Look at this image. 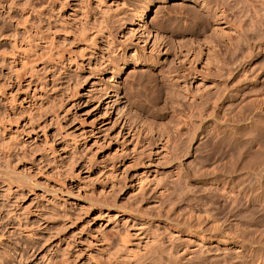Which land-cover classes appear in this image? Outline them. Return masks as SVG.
I'll return each instance as SVG.
<instances>
[{
    "label": "rangeland",
    "instance_id": "rangeland-1",
    "mask_svg": "<svg viewBox=\"0 0 264 264\" xmlns=\"http://www.w3.org/2000/svg\"><path fill=\"white\" fill-rule=\"evenodd\" d=\"M0 11L1 53L30 43L46 56L0 65V264L261 263L249 249L264 255V202L232 203L229 185L264 178L224 171L233 149L264 145V0H1ZM248 116L260 126L221 141L222 124Z\"/></svg>",
    "mask_w": 264,
    "mask_h": 264
},
{
    "label": "bare ground",
    "instance_id": "bare-ground-1",
    "mask_svg": "<svg viewBox=\"0 0 264 264\" xmlns=\"http://www.w3.org/2000/svg\"><path fill=\"white\" fill-rule=\"evenodd\" d=\"M1 1V0H0ZM34 1V0H33ZM64 1V0H63ZM60 2H62V1H60ZM2 3V2H1ZM3 4V3H2ZM61 4V3H60ZM63 4V3H62ZM28 5V4H27ZM64 5V4H63ZM2 7V6H1ZM4 7V6H3ZM29 7V6H28ZM22 8V7H21ZM13 9V8H12ZM62 9V8H61ZM3 10H5V8L3 9ZM7 10V9H6ZM142 10V9H141ZM141 10H139V9H137L135 12H134V14L142 21V19L145 17V15H146V12L144 11L145 9H143L142 11ZM23 11V10H22ZM7 12V11H6ZM8 13V12H7ZM6 13V14H7ZM36 13V12H35ZM3 14H5V13H3ZM3 14H2V12L0 11V18H1V16H2V18H3ZM5 14V15H6ZM13 14V13H12ZM10 15V14H9ZM9 15H8V17H9ZM27 15V14H26ZM25 15V16H26ZM32 15H33V13H32ZM7 17V16H6ZM7 17V18H8ZM12 17V16H11ZM10 17V18H11ZM30 17H32V16H30ZM52 17V16H51ZM2 18H1V20H2ZM17 18V17H16ZM4 19L5 18H3V21L2 22H4ZM0 20V21H1ZM11 22V21H10ZM19 22V21H18ZM145 22V20L143 21V23ZM17 24V23H16ZM145 24V23H144ZM143 24V25H144ZM23 25H25V24H23ZM51 25V24H50ZM53 25V24H52ZM142 25V26H143ZM1 26H2V23H1ZM0 26V42L2 41V37L4 36V31L2 32V27ZM3 26H4V23H3ZM54 26V25H53ZM14 27V26H13ZM4 30H6V28L4 27L3 28ZM7 31V30H6ZM5 31V32H6ZM14 31V30H13ZM10 32V31H9ZM149 32V34L151 33L150 31H148ZM15 33V35H17L16 34V32H14ZM22 33V32H21ZM6 34V33H5ZM10 34V33H9ZM34 34V33H33ZM37 34V33H36ZM111 34V33H110ZM148 34V35H149ZM10 35H12V34H10ZM14 35V36H15ZM96 35V34H95ZM95 35L94 36H92L93 38L95 37ZM9 36V35H8ZM18 36H19V34H18ZM21 36V35H20ZM150 36V35H149ZM148 36V37H149ZM158 36V35H157ZM11 37V36H10ZM8 38V37H7ZM10 39V38H9ZM19 39V38H18ZM28 39V38H27ZM56 39V38H55ZM96 39V38H95ZM16 40V39H15ZM29 40V39H28ZM27 40V41H28ZM9 41V40H8ZM20 41V40H19ZM22 41H23V38H22ZM112 41V40H111ZM11 42V41H10ZM13 42H14V40H13ZM26 43V41H23V43ZM29 42V41H28ZM31 42V41H30ZM32 42H34V41H32ZM38 43V42H37ZM46 43H48V42H46ZM107 43H109L110 44V41H107ZM12 44V43H11ZM17 45L19 44V43H16ZM16 44H14L13 43V47H15L14 45H16ZM29 44V46H28V48H27V45H25L26 47V49H29V50H31V45H30V43H28ZM96 44V43H95ZM33 45V44H32ZM38 45H39V43H38ZM34 46V45H33ZM18 47V46H17ZM19 47H20V44H19ZM24 47V46H23ZM22 46L20 47V49H22L23 48ZM49 47V46H48ZM25 48H23V49H25ZM61 48V47H60ZM15 49H19V48H15ZM22 49V50H23ZM24 50V51H22V52H20L21 50H19V54H18V56L17 57H15V55L13 54L14 52L12 51V53H8V54H13L12 56H11V62L12 63H16V65H20V67L19 68H26V66H29L28 64H29V60H30V62H31V60H34V61H36L35 60V58L37 59V58H39V57H42V55L44 56V54L42 53V52H35V54H34V52H33V54H31V53H29V50ZM33 49V48H32ZM35 49V48H34ZM46 49V48H45ZM61 49H63V48H61ZM6 48H5V51L4 50H2V51H4V52H2L1 53V51H0V65H1V63H7V59L9 58H7L6 57V55H8L7 54V52H6ZM11 50H13V48H11ZM60 50V49H59ZM117 50V49H116ZM32 51H35V50H32ZM45 52V51H44ZM61 52V51H60ZM48 53H50V52H48ZM6 54V55H5ZM91 54V53H90ZM132 54V53H131ZM17 55V54H16ZM40 55V56H39ZM59 55H61L62 56V53H60ZM135 55V54H134ZM93 56V55H92ZM128 56V55H127ZM133 56V55H132ZM45 58H46V56H44ZM135 57H137V56H135ZM31 58V59H30ZM49 58V57H48ZM131 58H134V57H131ZM60 59V58H59ZM73 59V58H72ZM50 60V59H49ZM69 60V59H68ZM71 60V59H70ZM131 60V59H130ZM134 60V59H133ZM37 61H38V59H37ZM42 61H44L43 60V58H42ZM46 61H48V60H46ZM89 61H90V59H89ZM88 61V62H89ZM114 61V60H113ZM126 61V60H125ZM128 61V60H127ZM10 61L8 62V63H10V64H8V65H11L12 63H11ZM33 62V61H32ZM45 62V61H44ZM36 63V62H35ZM46 64V63H45ZM119 64V63H118ZM5 66L7 65V64H4ZM13 65V64H12ZM15 65V66H16ZM125 65H127V64H125ZM30 66H35V64H33V65H30ZM115 66H116V64H115ZM120 66H122L121 65V63H120ZM8 68L10 67V66H7ZM13 67V66H12ZM44 67V66H43ZM43 67H41L42 69H46L47 71L49 70V69H51V67H48L47 68V66H45L44 68ZM56 67V66H55ZM118 67V66H117ZM3 68V67H2ZM16 68V67H15ZM19 68H17V71H16V69H15V71H16V73L18 72V70H19ZM53 68V67H52ZM14 69V68H13ZM12 70V69H11ZM26 70V69H25ZM31 70V69H30ZM37 70V69H36ZM23 71V70H22ZM113 71V70H112ZM132 71V70H131ZM130 71V72H131ZM133 71H135L134 69H133ZM132 71V72H133ZM12 72V71H11ZM45 72V71H44ZM114 72V71H113ZM138 72H139V75H137L135 72V74L139 77H141L142 76V73H140V71L138 70ZM13 73H14V70H13ZM19 73V72H18ZM35 73V72H34ZM11 74V73H10ZM15 74V73H14ZM14 74H13V76H14ZM22 74V73H21ZM113 74V73H112ZM130 74V73H129ZM2 75V74H1ZM17 75V79H19V76H20V73L19 74H16ZM15 75V76H16ZM33 75V74H32ZM135 75V76H136ZM12 76V75H11ZM12 76V77H13ZM11 78V77H10ZM132 78H135V77H132ZM21 79V78H20ZM136 79V78H135ZM15 80H16V78H15ZM137 80V79H136ZM138 80H140V78L138 79ZM138 80H137V83H139L138 82ZM10 81H11V79H10ZM13 81V80H12ZM134 81V80H133ZM131 82H132V79H131ZM136 83V84H137ZM201 83V82H200ZM199 83V84H200ZM132 84V83H131ZM135 84V83H134ZM10 85V84H9ZM18 85V84H17ZM134 86V85H133ZM136 86V85H135ZM29 87V86H28ZM5 88V87H4ZM16 89V88H15ZM198 90V89H197ZM4 91V90H3ZM117 91L118 90H114V92H116V95H117ZM1 92V91H0ZM11 94V93H10ZM16 96V95H15ZM7 98V97H6ZM13 98V97H12ZM12 100V99H11ZM2 102V101H1ZM11 102V101H10ZM13 103V102H12ZM14 104V103H13ZM4 105V104H3ZM2 108V107H1ZM257 110H259V109H257ZM262 112H263V109L261 110ZM260 111V112H261ZM256 112V111H255ZM259 111H258V114L256 115L257 117L258 116H260L259 115V113H260ZM264 114V113H263ZM262 114V115H263ZM1 115V114H0ZM250 116H251V114H249ZM261 115V116H262ZM16 116V115H15ZM256 116H254V117H249L248 116V118H246V120L247 121H240V119L236 122V123H233V124H229V125H226V126H224V124H222L221 125V134H220V136H221V141H225V143L228 141L229 143H231V144H233L234 145V142L236 143V141L237 140H239L240 139V137H243L244 135H247V134H249V133H251V132H249V130H250V128H248V129H246L247 127H246V125H249V124H258L259 126H260V124H261V121H262V117H259V119L256 117ZM256 117V118H255ZM13 118V117H12ZM17 118V117H16ZM15 118V119H16ZM10 119V118H9ZM242 119H244V118H242ZM261 119V120H260ZM264 119V118H263ZM0 120H2V119H0ZM13 120V119H12ZM245 120V119H244ZM16 121H18V120H16ZM263 122H264V120H263ZM17 123V122H16ZM242 123H244V125H241ZM5 126V125H4ZM261 126H263V125H261ZM3 127V126H2ZM228 127H230V128H228ZM254 127H255V125H254ZM258 128V127H257ZM256 128V129H257ZM252 129V128H251ZM255 129V130H256ZM253 130H254V128H253ZM253 130H251V131H253ZM254 130V131H255ZM258 130V129H257ZM259 130H261L260 131V133L258 132V134L259 135H261V134H263V136H264V129H260L259 128ZM2 131V130H1ZM24 131H25V129H24ZM29 131V130H28ZM248 131V132H247ZM29 133V132H28ZM253 133V132H252ZM253 134H255V133H253ZM252 136V135H251ZM254 136V138H255V140H257L256 138L257 137H255V135H253ZM262 136V135H261ZM9 137V136H8ZM259 137V136H258ZM259 138H262V137H259ZM14 139V138H13ZM4 140V139H3ZM15 140H17V139H15ZM262 140H264V138L263 139H259V141L261 142ZM5 141V140H4ZM253 141V145H254V140H252ZM7 142V141H6ZM22 142V141H21ZM26 142V141H25ZM228 142H227V144H228ZM238 142V141H237ZM257 142H258V140H257ZM263 142V141H262ZM13 143V142H12ZM22 143H24V142H22ZM223 143V142H222ZM259 143V142H258ZM257 143V144H258ZM1 144V143H0ZM6 144H8V143H6ZM24 144H26V143H24ZM23 144V145H24ZM224 144V143H223ZM231 144H229L230 146H231ZM250 144V143H249ZM11 145V144H10ZM251 145V144H250ZM250 145H249V147H250ZM262 145H263V143H262ZM229 146V147H230ZM236 146V145H235ZM235 146H232V147H234V148H236ZM258 146H261V144L259 143V145ZM257 145L255 146L256 147V149L258 150L259 148V150L257 151V150H253V148L255 149V147H250V149H249V151H248V149H247V147H248V145L245 147V149H247V151L245 152V149L243 150V148H242V146H241V148L242 149H240L239 151L238 150H235V149H233V151L232 152H237V153H235L234 152V162L232 163L231 162V164L230 165H228V167H225L226 168V170L224 171V169L222 170V171H224L225 172V174L226 173H231V175H232V172H237V171H243V172H241V173H244V174H248L247 176H251L250 178H249V180H252L251 178L253 177V178H258V179H260V181L264 178V145L263 146H261V147H258ZM3 147V146H2ZM228 147V146H227ZM238 147V146H237ZM258 147V148H257ZM4 148V147H3ZM238 148H240V147H238ZM262 149V150H261ZM230 150V149H229ZM232 150V149H231ZM253 150V151H252ZM6 151V150H5ZM10 151V150H9ZM237 154V155H236ZM16 155V154H15ZM13 156V155H12ZM7 158V157H6ZM5 158V159H6ZM11 159V158H10ZM227 166V165H226ZM4 167V166H3ZM3 169V168H2ZM220 170V171H221ZM2 171V170H1ZM0 171V172H1ZM2 173V172H1ZM4 173V172H3ZM220 173V172H219ZM229 173H228V176H229ZM240 173V174H241ZM7 174H9V172L7 173ZM239 174V173H238ZM14 175V174H13ZM224 175V174H223ZM243 175V174H242ZM242 175L240 176V178L242 177ZM246 175H244L243 177H242V180H244L243 178L244 177H246ZM15 176V175H14ZM9 177H10V175H9ZM8 177V178H9ZM28 176H23L22 178L20 177V176H17L16 177V179L17 180H20L21 181V179H26ZM1 178V177H0ZM2 178H3V176H2ZM5 178H7V177H5ZM4 178V179H5ZM8 178L6 179V180H8ZM230 178V177H229ZM238 178V177H237ZM240 178H238L237 180H239ZM247 178V177H246ZM9 179H11V177L9 178ZM231 179H233V178H231ZM1 180V179H0ZM3 180V179H2ZM6 180H3V181H6ZM228 180V179H227ZM230 180V179H229ZM241 180V179H240ZM245 180H247V179H245ZM245 180H244V182H245ZM9 181V180H8ZM13 181V179H11V183H13L12 182ZM236 180L234 179L233 180V182H235ZM252 181H254V180H252ZM257 181V180H256ZM259 181V182H260ZM263 181V180H262ZM10 182V181H9ZM9 182H7V184L9 183ZM237 182V181H236ZM255 182V181H254ZM254 182H247V183H243V182H239L240 184H236V183H234V184H232V185H229L230 186V188H231V190L232 191H235L236 193H237V195H235V197H232V203H234V202H236V201H238V203L240 202L239 200H241L242 201V199L243 198H247V199H251L252 197H256L255 199L257 200V198L259 199V201H260V199L261 200H263V202H264V186H258V184H257V187L253 184ZM258 182V181H257ZM258 182V183H259ZM11 183H9V187H10V184ZM25 183V182H24ZM23 183V184H24ZM232 183V182H231ZM263 183V182H262ZM6 184V183H5ZM21 184V183H20ZM256 184V183H255ZM260 184V183H259ZM25 185H27L26 183H25ZM228 185V184H227ZM261 185V184H260ZM263 185H264V183H263ZM4 188V187H3ZM7 188H8V186H7ZM17 188V187H16ZM9 189V188H8ZM11 189V188H10ZM9 189V190H10ZM8 191V190H7ZM6 190H5V192H7ZM3 193V192H2ZM255 200V201H256ZM249 200H247V202H248ZM257 202V201H256ZM262 202V201H261ZM262 202V203H263ZM263 205V204H262ZM5 225V224H4ZM221 228H223V223H217L216 225H215V229L217 230V229H220V230H222ZM5 229V228H4ZM262 235V234H261ZM264 235V234H263ZM262 235V236H263ZM263 239H264V237H262ZM262 238H260L261 240H262ZM256 239V238H255ZM258 242H259V240H258ZM261 242V241H260ZM254 242L252 241V244H253ZM264 243V242H263ZM256 244V243H255ZM260 245H264V244H260ZM247 246V245H246ZM245 246V247H246ZM250 247H252L251 245H250ZM1 249V248H0ZM259 249V248H258ZM249 252H250V256H251V258L253 259L252 261L254 262V260H256V261H258L260 264H262V262L264 261V260H261V257H262V259H264V255L263 254H260L261 253V250L258 252V250H256V249H252V248H250L249 249ZM264 252V251H263ZM262 252V253H263ZM251 260V259H250Z\"/></svg>",
    "mask_w": 264,
    "mask_h": 264
}]
</instances>
